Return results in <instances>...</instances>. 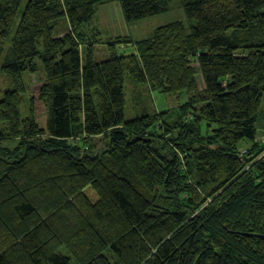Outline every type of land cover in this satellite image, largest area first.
Returning <instances> with one entry per match:
<instances>
[{
    "label": "trees",
    "instance_id": "16d2710c",
    "mask_svg": "<svg viewBox=\"0 0 264 264\" xmlns=\"http://www.w3.org/2000/svg\"><path fill=\"white\" fill-rule=\"evenodd\" d=\"M107 1L0 0V143L20 141L0 153V264H264V0H179L188 29L97 62L80 29ZM119 2L130 24L169 11ZM39 66L45 129L22 116ZM125 76L186 94L168 131L183 159L154 145L156 115L125 120Z\"/></svg>",
    "mask_w": 264,
    "mask_h": 264
},
{
    "label": "rangeland",
    "instance_id": "374dc122",
    "mask_svg": "<svg viewBox=\"0 0 264 264\" xmlns=\"http://www.w3.org/2000/svg\"><path fill=\"white\" fill-rule=\"evenodd\" d=\"M179 24L188 29L179 0H169V11L165 14L131 24L125 22L119 0H109L97 6L91 21L80 29V33L86 39L81 45V50H84L88 43H94L95 60L99 62L107 57V43L118 38L121 42L125 41L126 43H122L119 46L120 50L125 54L136 55L138 44L150 40L154 32L163 27ZM117 47L118 44L116 45ZM8 49L7 44L4 48L5 51L3 50V54L0 56V67L2 58ZM43 77V71L40 66L35 74L25 73L23 75L26 93L23 97L22 116L26 118L28 115H32L36 124L40 128L45 129L47 107L45 103L39 100V89L42 85ZM197 82L199 85L201 84L199 77H197ZM124 85L125 120L128 122L139 117L156 115L154 116L156 118L155 126L150 132L154 145L159 143L160 152L167 158L177 155L180 160L183 159V154L175 146L177 144L175 140L177 134L168 133V131L172 132L173 130L172 123L176 121V111L187 102L186 94L184 92L163 94L158 90H153L150 84L133 83L128 76L124 78ZM7 86V77L0 70V92L2 93L6 90ZM260 120L257 141L264 143V98L261 101ZM19 143L20 141L13 143L9 141L1 142L0 153L5 150L13 151L17 149ZM68 145L73 148L84 149L83 154L94 156V154H100L104 150L106 142L101 137L85 139L81 136L69 140ZM262 156H264V151L261 154ZM86 192L92 199L93 194L90 189ZM4 234L0 229V240Z\"/></svg>",
    "mask_w": 264,
    "mask_h": 264
}]
</instances>
